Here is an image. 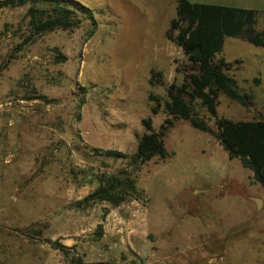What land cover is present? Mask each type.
<instances>
[{
  "label": "rangeland",
  "instance_id": "374dc122",
  "mask_svg": "<svg viewBox=\"0 0 264 264\" xmlns=\"http://www.w3.org/2000/svg\"><path fill=\"white\" fill-rule=\"evenodd\" d=\"M77 1L93 19L45 34L28 6L0 9V264H264V189L214 135L177 120L169 158L135 172L92 152L131 157L143 120L159 131L167 118L168 90L186 84L188 68L168 38L177 0ZM190 1L255 10L264 30V0ZM217 57L240 61L228 73L254 96L245 108L220 94L218 118H264V47L228 37ZM121 169L142 200L79 205Z\"/></svg>",
  "mask_w": 264,
  "mask_h": 264
},
{
  "label": "trees",
  "instance_id": "16d2710c",
  "mask_svg": "<svg viewBox=\"0 0 264 264\" xmlns=\"http://www.w3.org/2000/svg\"><path fill=\"white\" fill-rule=\"evenodd\" d=\"M177 14L171 21L169 39L178 45L187 59L185 83L171 85L168 90L169 101L165 103L167 118L156 131L151 118L143 120L145 133L139 139L137 151L131 157L119 150L92 148L98 156L114 160H129L132 171L154 158L166 160L170 153L165 145V137L175 126L177 120H186L190 125L204 133L214 135L229 159L240 160L242 166L252 172L255 183L264 189V118L252 121H232L218 118L220 94L242 107L254 103V96L244 93L235 77L228 72L234 64L217 56L222 53L225 39L239 38L264 47V30L258 31L255 10L192 3L190 0H177ZM28 6L27 16L36 34H45L58 29L74 30L80 27L84 18L93 19L91 9L77 0H0V9ZM172 33H176L175 37ZM152 74L151 84L155 85ZM189 97V101L185 97ZM207 110L216 119L215 132L200 118L195 106ZM160 106L152 109L158 114ZM121 169L110 175L98 178V187L79 205L107 202L120 206L128 201H140L144 192L133 178V172ZM66 251V247L59 246ZM75 264H85L77 259Z\"/></svg>",
  "mask_w": 264,
  "mask_h": 264
},
{
  "label": "water",
  "instance_id": "95a60500",
  "mask_svg": "<svg viewBox=\"0 0 264 264\" xmlns=\"http://www.w3.org/2000/svg\"><path fill=\"white\" fill-rule=\"evenodd\" d=\"M257 206L260 207V201L259 200H257Z\"/></svg>",
  "mask_w": 264,
  "mask_h": 264
}]
</instances>
